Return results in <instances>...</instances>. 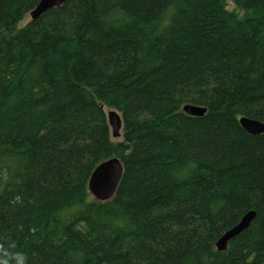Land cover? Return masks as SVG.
<instances>
[{"label":"trees","instance_id":"trees-1","mask_svg":"<svg viewBox=\"0 0 264 264\" xmlns=\"http://www.w3.org/2000/svg\"><path fill=\"white\" fill-rule=\"evenodd\" d=\"M39 1L0 0V262L264 264V0Z\"/></svg>","mask_w":264,"mask_h":264},{"label":"water","instance_id":"water-1","mask_svg":"<svg viewBox=\"0 0 264 264\" xmlns=\"http://www.w3.org/2000/svg\"><path fill=\"white\" fill-rule=\"evenodd\" d=\"M67 0H40L38 5L30 12L32 19H36L53 7L60 6ZM183 110L190 115L203 116L207 108L203 106L187 104ZM112 137H118L123 127V120L120 113L115 109H110L107 113ZM240 124L251 134L264 133V122L243 116ZM124 172L121 159L117 156L110 157L102 161L92 172L89 180V191L98 200L106 201L111 199L120 184ZM256 217V212H247L237 225L227 230L217 242L218 250H226L228 242L237 236L244 229L248 228L252 220Z\"/></svg>","mask_w":264,"mask_h":264},{"label":"rangeland","instance_id":"rangeland-1","mask_svg":"<svg viewBox=\"0 0 264 264\" xmlns=\"http://www.w3.org/2000/svg\"><path fill=\"white\" fill-rule=\"evenodd\" d=\"M227 8L229 10L235 11L239 16H241V14H242V11H240L239 9H237V7L235 6V4L231 0H228L227 1ZM30 20H31V15L30 14H27L25 16V18L19 23V25L20 26L26 25ZM104 108H105L106 113H108L109 110L112 109V108H109L107 106H104ZM120 133L121 134L118 137H112V133H111V140L114 141V142L122 141L123 140L122 129L120 130Z\"/></svg>","mask_w":264,"mask_h":264},{"label":"clouds","instance_id":"clouds-1","mask_svg":"<svg viewBox=\"0 0 264 264\" xmlns=\"http://www.w3.org/2000/svg\"><path fill=\"white\" fill-rule=\"evenodd\" d=\"M17 256H18L17 264H24L23 254L18 253ZM0 264H7V262L6 261L0 262Z\"/></svg>","mask_w":264,"mask_h":264},{"label":"bare ground","instance_id":"bare-ground-1","mask_svg":"<svg viewBox=\"0 0 264 264\" xmlns=\"http://www.w3.org/2000/svg\"><path fill=\"white\" fill-rule=\"evenodd\" d=\"M37 5H38V4H37ZM37 5H36V6H37ZM36 6H35V7H36ZM35 7H34V8H35ZM34 8H33V9H34ZM33 9H32V10H33ZM32 10H31V11H32ZM31 11H30V12H31ZM30 12H29V14H30ZM31 19H32V17H31Z\"/></svg>","mask_w":264,"mask_h":264}]
</instances>
